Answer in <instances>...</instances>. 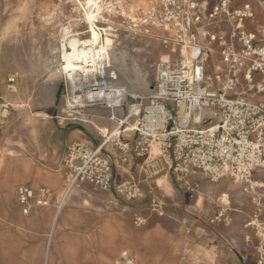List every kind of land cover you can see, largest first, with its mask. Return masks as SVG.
I'll return each mask as SVG.
<instances>
[{
    "label": "rangeland",
    "instance_id": "374dc122",
    "mask_svg": "<svg viewBox=\"0 0 264 264\" xmlns=\"http://www.w3.org/2000/svg\"><path fill=\"white\" fill-rule=\"evenodd\" d=\"M85 1L0 0V104L9 107L6 118L0 120V159L33 156L37 161L54 162L57 166L67 146L65 131L80 128L93 142L100 143L98 131L110 132L115 128L107 119L103 102L85 106L89 110L86 122L69 120L68 109L73 102L67 98V81L60 76L55 84H51L54 70L61 65V44L66 43L62 42V27L70 31L69 38H89V24L84 16ZM96 2L100 10L98 14L93 12V24L102 42L106 38L113 40L110 54L124 65L126 77L131 81L128 87L137 93L146 91L147 74L158 61L180 64L189 55L192 37L202 45L209 42L207 33L225 32L229 28L223 21H206L216 0ZM244 3H249L255 12L253 22L247 24L248 29L264 33V0H235L237 7ZM108 28L114 31L110 32L112 36H107L105 30ZM207 71L210 75L214 72L210 62ZM10 74L16 78L12 87L7 82ZM82 104L88 102L83 100ZM117 113L120 119L124 117L121 111ZM129 125L134 124L124 125L121 130ZM132 134L133 131H128L122 135L127 138ZM104 148L111 160L118 163L115 148L111 144ZM159 153L158 146L152 145L147 156L138 158V170L139 166L147 165L150 170L145 176L136 172L135 178H146L150 196L141 201H127L89 184H78L68 192L63 203L62 211L66 210L64 221L99 225L109 219H126L137 229L156 224L171 232L181 228L184 205L195 201L197 193L194 189L187 191L185 186L188 185L177 181L174 167L170 168L165 160L160 159ZM57 173L58 180L48 187L51 200L49 198L48 206L40 210L47 212L49 222H53L66 193L61 166ZM189 178L200 177L193 173L185 182ZM260 195L262 197L264 192ZM261 201L264 202V198ZM262 215L250 221L254 228H258L261 239L264 238V225H259L264 222ZM137 218L143 220L142 225L136 224Z\"/></svg>",
    "mask_w": 264,
    "mask_h": 264
},
{
    "label": "built area",
    "instance_id": "2783aa9c",
    "mask_svg": "<svg viewBox=\"0 0 264 264\" xmlns=\"http://www.w3.org/2000/svg\"><path fill=\"white\" fill-rule=\"evenodd\" d=\"M254 18L249 3L237 7L235 0H216L206 21H223L229 28L207 34L219 56L212 75L207 71L211 51L196 45L192 37L189 55L182 63L160 60L154 65L144 93L104 103L107 119L115 128L105 134L98 131L101 142L96 145L67 144L61 165L66 192L84 183L127 200L142 199L144 194L136 183L115 181L114 162L104 147L111 144L125 164L147 156L151 146L157 145L159 158L174 167L178 182L186 184L193 173L211 183L227 178L250 197L252 218L258 219L263 207L256 192L264 190V33L248 29ZM15 79L13 74L8 76L11 87ZM87 97V105L69 107V120L86 122L89 110L85 106L101 102ZM8 112L9 107L0 104V120ZM131 123L133 129L121 130ZM128 131H133L132 141L122 136ZM185 187L187 191L197 188ZM16 198L22 214L28 215L48 206L50 192L22 185L16 189ZM223 216L220 210L211 222ZM136 224L142 225L143 220L137 218ZM121 264H135L134 258L123 252ZM258 264H264V254Z\"/></svg>",
    "mask_w": 264,
    "mask_h": 264
},
{
    "label": "crops",
    "instance_id": "0c3cea01",
    "mask_svg": "<svg viewBox=\"0 0 264 264\" xmlns=\"http://www.w3.org/2000/svg\"><path fill=\"white\" fill-rule=\"evenodd\" d=\"M194 43L211 51L208 62L213 67L219 64L215 44L200 45L196 40ZM64 139L67 144L71 141L98 144L80 128L65 131ZM124 139L132 141L133 134ZM117 160L118 163L112 160L115 181L136 183L144 194L142 199L133 201L150 196L146 178H135L136 172L145 176L150 170L148 165L139 166L138 170V158L125 164ZM61 165L62 160L56 166L54 162L37 161L33 156L0 159V264H121L123 252L133 257L135 264H258L264 254V238L258 236V228L250 222L253 211L250 197L227 178L211 183L199 174L200 178L186 181L190 188L197 186L193 190L197 196L195 201L185 203L182 226L175 232L158 224L133 228L126 219H109L99 225L68 223L64 221L66 210L62 211L68 192L53 222H49V215L41 209L22 214L16 198L17 187L27 185L48 190L58 180L57 170ZM101 192L124 198L111 191ZM263 192L256 193L259 197ZM261 198L264 195L259 197L264 218ZM220 210L224 211L223 218L211 222Z\"/></svg>",
    "mask_w": 264,
    "mask_h": 264
},
{
    "label": "bare ground",
    "instance_id": "6f19581e",
    "mask_svg": "<svg viewBox=\"0 0 264 264\" xmlns=\"http://www.w3.org/2000/svg\"><path fill=\"white\" fill-rule=\"evenodd\" d=\"M96 1L86 0L83 4L85 20L89 24L87 40L69 38L68 28L61 29L62 42L66 43L61 44L59 50L61 65L54 70V80L51 84H55L60 76H64L67 81V97L74 105H81L87 96L110 105L125 100L128 95H137V92L131 91L132 88L128 87L131 81L126 77L124 65L110 54L113 40L106 38L102 42L93 24L95 20L93 12L98 14L100 10ZM105 31L108 32L107 36H112L110 32H114L111 28ZM126 129H133V126L129 125ZM100 131L106 133V130Z\"/></svg>",
    "mask_w": 264,
    "mask_h": 264
}]
</instances>
